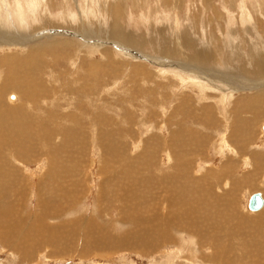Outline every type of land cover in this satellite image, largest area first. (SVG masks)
<instances>
[{"label":"rangeland","instance_id":"rangeland-1","mask_svg":"<svg viewBox=\"0 0 264 264\" xmlns=\"http://www.w3.org/2000/svg\"><path fill=\"white\" fill-rule=\"evenodd\" d=\"M0 1L3 4H9L8 7H11L9 8L10 12L8 11L6 4H4L6 7V14L0 16L4 22L9 20V23L12 24L8 34L12 36L11 38H14L13 40H15V43H20L19 40L24 36V38H22L24 39V45L22 47L19 46V48L17 45V47L1 46L2 49L0 47V56L9 53L27 56L28 48L40 44V41L47 44L65 41V44L69 45L54 48L51 59L47 60L46 70L44 71L43 69L42 71V67H40L41 73L37 76V82L39 87L40 85L43 86L42 89H40L42 91L41 99L30 98L28 100V98H23V96L20 97L21 92H19L20 90L18 89L7 90L3 97L4 106L13 105L16 101H19V103L16 102L14 105L19 104V106L17 105L16 107H23V114L18 112L14 115L15 119L16 117L19 119L17 118L15 120L13 117V119L9 120L7 124H13V127L10 131L2 129L3 131H1L0 134L1 136H4V143H9L12 149L13 142L14 145L18 143L17 149H14L13 152L14 156L15 153L17 155L14 158L11 157L13 156V153L9 152L8 154V152H5L2 147L4 144H0V180L2 181V183L0 181V190L3 191H0V264H228L229 260L236 261L235 263L237 264H264V207L260 211L254 213L249 212L247 209V202L251 195L261 193L264 198V161L255 163L254 159H252L253 161L250 159L251 155L254 156L259 152L264 153V133L261 132L264 124V116H256V118H254L250 113L246 114L244 112H239L241 115V117L240 115L239 117L241 119H247L250 124H241L239 131L237 130L239 134L237 138H234V141L227 136L229 134L227 128L230 127L232 116L238 114L235 112V109L242 105L240 104L242 98H248L251 94H255L259 90H264V74L259 75V79H257L253 77H245L243 71H241L244 70L245 73L249 72L250 67L246 60L250 58V54L254 51L256 44H258V49L257 47L255 48V50H257L256 52H260L264 55V0H181V2L180 0H161V2L160 0H106V2L108 1L111 5L114 2L116 3L115 8L124 20L125 25L123 24V26L126 27V31H134L140 35V38H136L140 44H143L142 41H146L143 48L140 46L141 48L138 47V49H136L137 51H134L132 50L133 48L131 49L130 47H127L125 49L126 52H124V49L118 47V42L109 40V38L107 39L108 35H106V30L105 33H103L104 30L102 29L105 26H101L97 23L96 29L99 27L100 33L102 32L101 35L100 33L99 35L103 38L99 40V38L95 39L91 34L93 33L92 26L95 24H83L82 17L85 14V10L90 11L96 7L101 12V8H103L101 4L102 1L105 2V0H66L68 4L64 3L65 0L64 2L63 0H27L31 3L25 0H17L19 3L15 0H8V2L7 0L5 2L3 0ZM24 2L27 3V6L25 5V7L23 5ZM95 2H99L100 5ZM36 3H39V7ZM89 3L93 6L90 7V9L88 7ZM28 4L30 6L34 4L35 7H29ZM109 4L107 3V5ZM15 5H22L20 8H22L23 12ZM64 5L69 6H67L68 8L66 9ZM78 6L80 7L78 8ZM163 7H165V9H172V12H170V10L165 11ZM108 8L109 7L106 6L105 10L107 11ZM67 10L68 12L72 11V15L69 14ZM89 11L88 14L90 15ZM174 11H177V13ZM22 13H26V15H23ZM19 14L21 15V18L19 17L17 19L15 15ZM31 14L32 17L30 16ZM10 15L13 16L14 19ZM68 15H70L72 19ZM34 16L35 18H33ZM4 17H6L5 19L7 20H5ZM66 17L68 18L66 19ZM101 18L102 15L99 17L100 21ZM241 19L244 24L241 23ZM247 19L249 22H245ZM12 20H14V22ZM104 20H106L105 17ZM18 21L21 22L19 23ZM31 21L32 23H30ZM25 22L28 24L27 26L31 25L25 28ZM174 22L176 30L186 32L181 35L179 34L181 37L182 35L187 34L191 37H195L199 34L200 37L197 35L195 39L200 41L208 37L206 41H200V43L203 42V44L206 45L212 40L207 46L214 49L217 53L214 62L215 65L213 64L211 67L192 65L193 67L199 68L196 76L201 77V81L197 80L198 82L194 83L193 78L195 76H192L193 78L180 79L178 78L180 71L171 69H167L166 71L156 70L155 66L157 65L154 64L156 62L153 60L154 52L150 49L151 45L148 44L149 41H151V37L155 36L150 26L163 25L168 29ZM91 23H94V21L92 20ZM245 23L249 24L245 25ZM61 24L64 26L66 25V27ZM246 26H248V28ZM70 27L74 30V33L71 35L70 33L73 31L68 30ZM81 27H84L86 31L84 34L81 32ZM18 28H20L22 33H20L21 31ZM146 28H148V30ZM240 30L241 32H238ZM88 31H90L89 34H87ZM148 32L149 35H146ZM150 32L152 35L151 37ZM165 32H168L169 34V31ZM55 33L59 38H57L58 36ZM241 33L243 34L241 35ZM235 34L237 35V39ZM61 36L64 37L62 38ZM67 36H69V38H67ZM74 36L76 38L78 37L79 40ZM87 36L90 39H88ZM248 36L249 38H247ZM55 38L56 40H54ZM239 38H242V40ZM250 39L252 42L256 39V42L254 41L252 44H249V42H251ZM48 40H50V42ZM107 40H109L110 43H107ZM213 40H216L218 43L216 42L213 44ZM247 40L249 41L247 42ZM33 41L35 43H32ZM258 41L261 43L259 44ZM104 42L107 44L105 45ZM92 43L100 44V46H94ZM101 43H104V45ZM243 43H245V45ZM115 44H117V46ZM9 47L11 49H9ZM93 47L100 48H98V50ZM139 48L142 50L145 49L146 51L143 50L144 52H142ZM94 49L97 54L94 52ZM113 54L115 56H111ZM116 54L118 56H116ZM140 55L143 56L141 57ZM129 57L133 58L130 63ZM155 57L159 60V57H161V61H164V58H166L159 54L155 55ZM171 62L178 64V62H174L173 60H171ZM227 63L228 66L226 65ZM138 64L145 65L146 70L148 71L146 72L144 69L147 75L143 78L141 74L136 75V73L134 75V72H136L134 69L138 68ZM184 64H178V67L181 66L183 69L188 67ZM158 72H161V74L163 72V75L161 76ZM250 72H252V69H250ZM109 73H112V76L106 77ZM72 79H74V81ZM78 79L81 82H79ZM179 80L183 82H180ZM258 80L260 81L258 82ZM211 82H213V84ZM260 83L262 85H260ZM198 84H201L200 87ZM207 85L209 88L206 87ZM77 89H82L79 97H77ZM229 90H232L233 93ZM48 91L52 92L49 95L50 98L48 96L49 99L46 98ZM71 91H74L75 94ZM224 94L226 97L223 96ZM221 96L224 97V99ZM10 97H14L13 102L8 101L10 100ZM226 98H228V100H226ZM187 99L190 100L188 101ZM26 100L30 101V104L32 103V109H29V107L26 106ZM49 101L50 103L48 104ZM23 104L25 107L22 106ZM76 104H79L81 107V112L78 115L75 113ZM48 106L50 107L48 108ZM207 109L209 110V113L206 112ZM181 115L184 116L182 117ZM45 116H49V118L45 119ZM56 116L59 117L56 118ZM69 117H71V119H69ZM204 117L209 120V124L206 126L198 123L199 120ZM22 120L26 121L23 122ZM215 121H217V124L219 123L222 125L218 126L214 131L212 128L215 127ZM50 122L51 124H49ZM23 126H27V130ZM173 129L177 132H174ZM243 129L245 130L244 134L242 131ZM248 129L251 130V132L248 131ZM13 130H16L15 133H12L14 132ZM19 134L23 136H20ZM57 135L58 138H56ZM247 135L250 137L248 138ZM170 137L172 139H169ZM20 139L22 140L20 141ZM103 139L104 141H102ZM64 140L67 142L65 143ZM172 140L173 142H171ZM157 142L160 144L156 145L158 144ZM179 146L180 149L178 148ZM75 147L79 148L74 150ZM105 149L110 151V153H107ZM28 152L30 154H28ZM78 152L79 154H77ZM239 153H242L243 155H240ZM111 154H116V156H112ZM244 154L246 155L244 156ZM247 155H249V157ZM9 157L12 159H9ZM246 158H249L252 163H249ZM14 160H17L18 162ZM236 161L237 163H235ZM133 162L134 164H132ZM245 162L248 165H244ZM173 164H177L180 170L178 171ZM61 166H66L69 169L73 166L79 167L78 170L80 176L77 180L66 179L59 181L57 171ZM100 169L104 171H101ZM4 172L6 173L5 176H3ZM174 173H179L178 179L180 181L177 179L175 182L167 181L169 177L171 179L173 178ZM57 176L58 178H56ZM113 176L114 181L117 182L112 180ZM216 176H220L221 178L218 180L223 181L214 182ZM11 179H13V181ZM26 179L28 181H26ZM43 179L45 181H43ZM123 179L131 180L134 183L136 182L135 187L132 190L133 192H118L117 188H119ZM206 179L208 181H206ZM257 179L258 181H256ZM110 180L112 183H110ZM192 180L196 182H193ZM105 181L108 182L109 186ZM1 186L6 189H2ZM192 186H194V188ZM224 186L226 188H224ZM109 187L112 188L110 189ZM145 188L146 190L144 191ZM190 188L193 190H190ZM71 190L72 192H70ZM170 191L173 194H171ZM188 191L192 192L188 193ZM196 194L197 197H202L203 195L206 196L202 197V199L197 198V201L194 200L196 199ZM211 194L213 197H211ZM167 196L172 200L174 199V202L172 200L170 202L171 206L169 203H166ZM218 196H222V198L218 199ZM122 198L123 200H121ZM157 200L161 203H158ZM211 201L213 203H211ZM218 201L219 205L215 204ZM199 203H201V210H199L197 205ZM222 204L231 210V218L233 221L227 219V212L226 209L221 206ZM144 205L145 208L159 206V212H161L156 216L159 218H163V216L165 217L164 212L167 207H173V211L171 212L173 214L175 213L174 210H178L177 216L179 219L184 218L181 220L180 224L176 217V220L172 217L174 220L173 227L163 229L159 224V221L155 222V224L151 222V220L155 219L153 218L149 222L150 227L144 229L140 220H130L131 217L140 213V210H142L140 207L144 208ZM201 205H205L206 208ZM116 207L118 209H116ZM217 207L222 211H218L216 209ZM179 212L181 213L179 214ZM240 214L243 215V218H246V220L244 218L245 224L243 227L240 225L239 230L235 229L238 230V232L241 230L238 235L246 236V239L243 240V237L242 240L237 241L233 239V235H231L232 232L229 231H232V227L236 226L237 216ZM31 216L33 218H31ZM259 216L262 218V220L259 221V223H261L260 228L263 227L262 229H259L257 233H255V230L252 232L242 231L245 229V226H253L254 223L250 221L256 220ZM197 220L201 222H198ZM108 221L110 223H108ZM185 221L187 222L185 223ZM215 224L216 226L214 227ZM62 225L66 226L61 228V230L59 229L54 232L55 229ZM177 226L179 228H177ZM53 228L54 230H52ZM160 229H166V232L163 233L162 236L159 233ZM139 232H143L145 236H147L150 240V244H148V239H141L140 236H138ZM229 233L231 234L228 235ZM55 234L57 237H55ZM255 234H257V236ZM169 236L171 240L164 241L158 246L161 238ZM248 238L249 240H247ZM104 240L105 242H103ZM97 241L100 243H96ZM22 242L23 244H21ZM251 243H253V245ZM14 245H16V247H14ZM260 247L262 251L260 250ZM27 250L30 253H28ZM257 251L259 252L257 253ZM256 253L259 257H257ZM257 258L259 260L256 261Z\"/></svg>","mask_w":264,"mask_h":264},{"label":"bare ground","instance_id":"bare-ground-1","mask_svg":"<svg viewBox=\"0 0 264 264\" xmlns=\"http://www.w3.org/2000/svg\"><path fill=\"white\" fill-rule=\"evenodd\" d=\"M4 2L6 1V0H3ZM15 1H17V0H15ZM25 1H27V0H25ZM37 1V0H36ZM99 1H101V0H99ZM167 1H171V0H167ZM183 1V0H182ZM240 1H242V0H240ZM7 2H8V0H7ZM18 2V1H17ZM27 2H29V1H27ZM63 2H64V0H63ZM94 2V1H93ZM160 2H161V0H160ZM177 2H179V1H177ZM180 2H181V0H180ZM19 3V2H18ZM29 3H31V2H29ZM64 3H66V4H68V2H66V0H65V2ZM70 3V2H69ZM95 3H99V2H95ZM107 3L109 4V2L107 1L106 2V0H105V2H103L102 1V4H101V6L103 7V8H101V12H100V10L98 9V8H96L95 6V8H91L92 10H85V14L83 15V17H82V20H83V24H86V23H88V25L90 24V25H92V24H95V25H93L92 26V31H93V33H91L92 34V36L95 38V39H98L99 38V40H101V39H103V38H101L100 37V35H101V33H100V30H99V27H98V29H96V27H97V23L98 24H100L101 26H105V27H103L102 29L104 30H102L103 31V33H105V30H106V35H108V37H107V39L109 38V40H112V41H116V42H118V47H120L121 49H126L127 47H130L132 50H134V51H137L136 49H138V47H142L143 48V46L145 45L144 43H146V41L144 42V41H142L143 42V44H140V42L136 39V38H140L141 36L140 35H138L136 32H134V31H131V32H127L126 31V27L125 26H123V24L125 25V23H124V20L121 18V15L119 14V12L116 10V3L114 2L112 5L111 4H109V5H107ZM111 3H112V1H111ZM184 3V2H183ZM4 4H6V6L8 7V5H7V3H4ZM1 1H0V16L2 15V16H4L3 14H6V7H5V5H4ZM13 4V3H12ZM11 4V5H12ZM21 4H22V2H21ZM27 3H25L24 2V7H25V5H26ZM37 5L39 4V3H36ZM65 4V5H66ZM176 4V3H175ZM178 4V3H177ZM29 5V4H28ZM64 5V6H65ZM76 5V4H75ZM78 5V4H77ZM86 5V4H85ZM99 5H100V3H99ZM13 6V5H12ZM16 7H18L19 9H21V11H22V8H20L21 6H17V5H15ZM27 6V5H26ZM32 7L34 6V4L33 5H31ZM30 5H29V7H31ZM40 6H42V5H40ZM67 6H69V5H67ZM67 6H65L66 7V9L68 8ZM72 6V5H71ZM100 6V7H101ZM106 6H108L109 8L107 9V11L105 10V7ZM163 6V5H162ZM255 6H256V3H255ZM35 7V6H34ZM38 7H39V5H38ZM64 7V8H65ZM80 6H78V8H79ZM89 9H90V7H93V6H91V4L89 3ZM98 7V6H97ZM161 7V6H160ZM173 7V6H172ZM9 8H11V7H8V11H10V9ZM13 8V7H12ZM164 9H165V7H163ZM177 8V7H176ZM175 8V9H176ZM25 9V8H24ZM33 9V8H32ZM36 9V8H35ZM38 9V8H37ZM70 9H72V8H70ZM88 9V8H87ZM159 9V8H158ZM242 9H244V8H242ZM25 10H27V9H25ZM69 10V9H68ZM68 10H67V12H68ZM166 10H170V9H165V11ZM172 10V9H171ZM170 10V12H172ZM240 10H241V8H240ZM15 11V10H14ZM30 11V10H29ZM33 11V10H32ZM88 11H89V13H90V15L88 14ZM11 12V11H10ZM23 12V11H22ZM25 12V11H24ZM64 12V11H63ZM72 11H69L68 13L69 14H71L72 15V13H71ZM175 12V11H174ZM243 12V11H242ZM17 13V12H16ZM16 13H14V14H16ZM36 13V12H35ZM34 13V14H35ZM62 13V12H61ZM175 13H177V11L175 12ZM23 14V13H22ZM25 15H26V13H24ZM23 14V15H24ZM38 14V13H37ZM67 14V13H66ZM66 14H65V16H66ZM245 15H247L246 13H244ZM11 15H13V14H11ZM10 15V16H11ZM102 15V18H101V21L99 20V17ZM28 16V15H27ZM26 16V17H27ZM31 17H32V14L30 15ZM36 16V15H35ZM35 16L33 17V18H35ZM68 16H70V15H68ZM74 16V15H73ZM77 16V15H76ZM123 16V15H122ZM12 18H13V16H11ZM15 17H17V19L20 17L21 18V15L19 14V15H15ZM25 17V18H26ZM31 17H29V18H31ZM104 17H105V19L106 20H104ZM6 17H4V19H5ZM68 17H66V19H67ZM70 18H71V16H70ZM241 18H242V16H241ZM243 18H244V16H243ZM250 18V17H249ZM14 19V18H13ZM72 19V18H71ZM125 19V18H124ZM161 19V18H160ZM5 20H7V19H5ZM34 20V19H33ZM44 20H48V19H44ZM94 21V23H91V21ZM245 20V19H244ZM13 22H14V20H12ZM12 21H11V23H12ZM35 21V20H34ZM33 21V22H34ZM70 21V20H69ZM158 21V20H157ZM10 21L8 20L7 22H4L2 19H1V17H0V47L1 46H15V47H19V46H23L24 45V39H22V38H24V36L23 37H21V40H19L20 41V43H15L14 41L15 40H13L14 38H11L12 36H10L9 34H8V32H9V30H10V28L12 27L11 25L12 24H10L9 23ZM16 22V21H15ZM19 22V21H18ZM21 22V21H20ZM19 22V23H20ZM23 22V21H22ZM27 22V21H26ZM25 22V23H26ZM29 22V21H28ZM73 22H74V20H73ZM76 22V21H75ZM82 22V21H81ZM162 22V21H161ZM160 22V23H161ZM238 22V21H237ZM245 22H249L248 21V19L245 21ZM18 23V25L20 26V24ZM24 23V22H23ZM30 23H32V21L30 22ZM49 23V22H48ZM51 23V22H50ZM64 23V22H63ZM72 23V22H71ZM79 23V22H78ZM232 23V22H231ZM241 23H243L244 24V22H242V19H241ZM241 23H240V25H241ZM44 24V23H43ZM45 24H46V22H45ZM69 24V23H68ZM67 24V25H68ZM162 24V23H161ZM246 24H249V23H245V25ZM14 25H15V23H14ZM28 24L26 23V26H25V28L26 27H29V26H27ZM34 25V24H33ZM62 25V24H61ZM159 25V24H158ZM229 25V24H228ZM238 25V24H237ZM18 26V27H19ZM24 26V25H23ZM62 26H64V25H62ZM70 26H71V24H70ZM73 26V25H72ZM252 26V25H251ZM251 26H249V27H251ZM60 27V26H59ZM59 27H57V28H59ZM64 27H66V25L64 26ZM74 27V26H73ZM72 27V28H73ZM90 27V26H89ZM247 28H248V26H246ZM21 28V27H20ZM20 28H18L19 30H20ZM35 28V27H34ZM37 28H38V26H37ZM50 28H51V25H50ZM104 28H106V29H104ZM150 28H152V31H153V33H154V35L155 36H152L151 35V32H150V37H151V41H149V45H151L150 47V49H152L153 50V52H154V57H153V60L156 62V63H154V64H156L157 66H155L156 67V70H158V71H166L167 69H171V70H175V71H180V73H179V75H178V78H183V79H185V78H193L192 76H195L193 79H194V83H196V82H198L197 80H200L201 81V77H198V76H196V73H198V70H199V68H197V67H193L192 65H196V66H209V67H211V65H215V60H216V55H217V53L214 51V49H212L211 47H209V46H207L208 44H210V42H212V40L211 41H209V43H207V45L206 44H203V42L202 43H200V41H202V40H205L206 41V39L208 38H206V39H202V40H200V41H198L197 39H195L196 37H197V35L200 37V35L199 34H197L194 38L193 37H191L190 35H182V37L180 36L181 34H183V33H186V32H180V31H178V30H176V25H175V22L173 23V25L171 26V27H169L168 29L167 28H165L163 25H160V26H154V25H151L150 26ZM243 28H244V25H243ZM13 29V28H12ZM11 29V30H12ZM17 29V30H18ZM80 29V28H79ZM147 30H148V28H146ZM180 29V28H179ZM229 29V28H228ZM249 29H252V28H249ZM248 29V30H249ZM16 30V31H17ZM23 30H24V28H23ZM26 30H28V29H26ZM51 30V29H50ZM68 30H72L73 32L72 33H70V35L71 34H73L74 33V30L73 29H71V27L70 28H68ZM76 30V29H75ZM89 30V29H88ZM151 30V29H150ZM169 31V34H168V32H165V31ZM181 30V29H180ZM184 30V29H183ZM192 30V29H191ZM236 30V29H235ZM238 30V29H237ZM242 30V29H241ZM241 30L240 31H238V32H241ZM244 30V29H243ZM21 31V30H20ZM36 31V30H35ZM45 31V30H44ZM46 31H48V30H46ZM63 31V30H62ZM190 31V30H189ZM249 31H252V30H249ZM254 31H256V30H254ZM11 32V31H10ZM15 32V31H14ZM25 32V31H24ZM29 32V31H28ZM50 32V31H49ZM81 32L84 34L86 31H85V29H84V27L82 28L81 27ZM80 32V33H81ZM232 32V31H231ZM238 32H237V34H238ZM253 32V31H252ZM18 33V32H17ZM20 33H22V31L20 32ZM27 33V32H26ZM30 33V32H29ZM39 33V32H38ZM42 33V32H41ZM90 33V31H88V33L87 34H89ZM99 33H100V35H99ZM137 35H136V34ZM147 33V32H146ZM152 33V34H153ZM165 33H166V35H165ZM188 33V32H187ZM191 33V32H190ZM189 33V34H190ZM195 33V32H194ZM197 33V32H196ZM243 33H244V31H243ZM243 33H241V35L243 34ZM28 34V33H27ZM33 34V33H32ZM31 34V35H32ZM56 34V33H55ZM168 34V35H167ZM180 34V35H179ZM202 34V33H201ZM204 34V33H203ZM233 34V33H232ZM245 34V33H244ZM247 34V33H246ZM23 35V34H22ZM29 35V34H28ZM45 35H47V34H45ZM57 35V34H56ZM60 35V34H59ZM62 35V34H61ZM65 35H66V33H65ZM97 35V36H96ZM99 35V36H98ZM105 35V34H104ZM103 35V36H104ZM105 35V36H106ZM141 35H145V34H141ZM146 35H149V32H148V34H146ZM195 35V34H194ZM231 35V34H230ZM229 35V36H230ZM236 35V34H235ZM239 35V34H238ZM18 36V35H17ZM16 36V37H17ZM36 36V35H35ZM38 36V35H37ZM42 36V35H41ZM53 36H55V35H53ZM58 36V35H57ZM79 36H80V34H79ZM188 36H190V37H188ZM202 36H204V35H202ZM50 37V36H49ZM62 38L64 37V36H61ZM75 37V36H74ZM88 37V36H87ZM204 37H206V36H204ZM235 37V36H234ZM256 37V36H255ZM34 38V37H33ZM32 38V39H33ZM44 38V37H43ZM45 38H47V37H45ZM57 38H59V36L57 37ZM66 38V37H65ZM67 38H69V36H67ZM70 38H71V36H70ZM76 38V37H75ZM83 38V37H82ZM230 38H232V37H230ZM247 38H249V36L247 37ZM250 38H252V37H250ZM257 38V37H256ZM259 38V37H258ZM20 39V38H19ZM31 39V38H30ZM35 39V38H34ZM74 39V38H73ZM76 39H78L79 40V38L77 37ZM75 39V40H76ZM88 39H90L89 37H88ZM105 39H106V37H105ZM227 39V38H226ZM236 39H237V35H236ZM239 39H241L242 40V38H239ZM18 40V39H17ZM37 40V39H36ZM47 40V39H46ZM45 40V41H46ZM51 40V39H50ZM50 40H48L49 42H50ZM54 40H56V38L54 39ZM109 40H107L108 42L107 43H110L109 42ZM251 40V39H250ZM256 39H254V41H255ZM44 41V42H45ZM88 41V40H87ZM207 41V42H208ZM249 40H247V42H248ZM253 41V42H254ZM37 42V41H36ZM41 43L40 44H37V45H35V46H31L30 48H28V50H27V56H20V55H16V54H12V53H9V54H6V55H3V56H0V134H1V131H3L2 129H6L7 131H10V129L13 127V124H7V122L9 121V120H11V119H13V117H14V115H16L18 112H21L22 113V111H23V107H16L17 105L19 106V104H17V105H14L16 102H18L19 103V101H16L13 105H7V106H4L3 104H4V102H3V97L5 96V92L7 91V90H9V89H18V90H20L19 92H21V94H20V97H22L23 96V98H28V100L30 99V98H37L38 100L39 99H41V93H42V91L40 90V89H42V85H40V87L38 86V78H37V76L38 75H40V73H41V71H40V67H42V71H43V69H44V71L46 70V66H47V60L48 59H51V55H52V52H53V49L54 48H57V47H61V46H64V45H66V46H69L68 44H65L66 42L65 41H62V42H55L54 43V41H53V43L54 44H47V43H43L42 41H40ZM78 42V41H77ZM141 42V43H142ZM217 41L216 40H213V44H215ZM252 42V40H251V42H249V44H252L253 43ZM256 42V41H255ZM259 42V44L261 43L260 41H258ZM264 42V41H263ZM32 43H35L34 41L32 42ZM88 43V42H87ZM105 43V42H104ZM104 43H101L102 45H104ZM107 43H105V45L107 44ZM112 43H114V42H112ZM218 43V42H217ZM229 43V42H228ZM241 43V42H240ZM31 44V43H30ZM89 44V43H88ZM94 46L96 45V46H100V44H94V43H92ZM231 44V43H230ZM237 44V43H236ZM244 45H245V43H243ZM248 44V43H247ZM17 45V46H16ZM27 45V44H26ZM77 45V44H76ZM116 46H117V44H115ZM122 47H121V46ZM147 45V44H146ZM229 45V44H228ZM228 45H226V46H228ZM28 46V45H27ZM78 46V45H77ZM229 46H231V45H229ZM258 46V44H256V46H255V48ZM9 47V49H11ZM80 47V46H79ZM91 47V46H90ZM140 47V48H141ZM251 47V46H250ZM254 47V46H253ZM20 48V47H19ZM25 48H27V47H25ZM88 48V47H87ZM93 48H96V47H93ZM98 48H100V47H97L96 49H98ZM105 48V47H104ZM107 48V47H106ZM139 48V49H140ZM147 48H148V46H147ZM255 48H254V51L250 54V58L248 59V60H246L247 61V64H248V66L250 67V69H252V72H250V69H249V72L248 71H246V72H248V73H245V71L244 70H241V71H243V73H244V76L245 77H253V78H257V79H259V75H261V74H264V55L262 54V53H260V52H256L257 50H255ZM264 48V47H263ZM1 49H2V47H1ZM80 49V48H79ZM115 49V48H114ZM130 49V50H131ZM251 49H252V47H251ZM257 49H258V47H257ZM13 50V49H12ZM15 50V49H14ZM25 50V49H24ZM99 50V49H98ZM109 50V49H108ZM117 50V49H116ZM123 50V51H124ZM140 50H142V49H140ZM143 50H145V49H143ZM142 50V52H144ZM96 50L94 49V52H95ZM103 51H105V50H103ZM146 51V50H145ZM246 51H247V49H246ZM88 52V51H87ZM91 52V51H90ZM108 52V51H107ZM124 52H126V50L124 51ZM123 52V53H124ZM133 52V51H132ZM140 52V51H139ZM93 53V52H92ZM96 53V52H95ZM117 53V52H116ZM135 53V52H134ZM234 53V52H233ZM94 54V53H93ZM97 54V53H96ZM101 54V53H100ZM111 54H112V52H111ZM126 54V53H125ZM125 54H123V55H125ZM136 54V53H135ZM143 54V53H142ZM157 54H159V55H163V56H165L166 58H164V61H161V57H159L160 58V60L159 59H157L156 57H155V55H157ZM236 54V53H235ZM120 55V54H119ZM111 56H115L114 54L113 55H111ZM116 56H118L117 54H116ZM121 56V55H120ZM129 56V55H128ZM128 56H127V58H128ZM133 56H134V54H133ZM141 56V55H140ZM139 56V57H140ZM143 56V55H142ZM141 56V57H142ZM236 56H238V55H236ZM138 57V58H139ZM234 57V56H233ZM112 58V57H111ZM115 58V57H114ZM118 58V57H117ZM130 58V57H129ZM137 58V57H136ZM173 60L174 62H178V64H184V63H186V64H184V65H186V66H188V67H186V68H181V66L180 67H178V64L176 63H173V62H171V60ZM106 59V58H105ZM131 59H133V58H130L129 59V63H130V61H131ZM149 59V58H148ZM115 60V59H114ZM143 60V59H142ZM165 60H167V61H165ZM239 60V59H238ZM237 60V61H238ZM133 61V60H132ZM148 61V60H147ZM236 61V62H237ZM111 62V61H110ZM117 62V61H116ZM139 62V61H138ZM151 62V61H150ZM168 62V63H167ZM232 62H234V61H232ZM244 62V61H243ZM109 63V62H108ZM107 63V64H108ZM120 63H121V61H120ZM123 63V62H122ZM127 63V62H126ZM128 63V64H129ZM134 63V62H133ZM216 63H217V61H216ZM238 63V62H237ZM242 63V62H241ZM106 64V63H105ZM152 64V63H151ZM188 64V65H187ZM219 64V63H218ZM124 65H126V64H124ZM149 65V64H148ZM190 65V66H189ZM227 66H228V63L226 64ZM246 65V64H245ZM120 66V65H119ZM240 66V65H239ZM130 67V66H129ZM213 67H215V66H213ZM204 68V67H203ZM238 68H240V67H238ZM126 69H128V68H126ZM146 70V67H145V65H143V64H138V68H135L134 70L136 71V72H134V75L136 74V75H138V74H141L142 75V78L143 77H145L147 74H146V72H148L147 70H146V72H145V70ZM155 69V68H154ZM202 69V68H201ZM247 69V68H246ZM73 70V69H72ZM168 70V71H169ZM211 70V69H210ZM236 70V69H235ZM175 71H174V73H175ZM185 73H184V72ZM173 72V71H172ZM211 72H213V71H211ZM240 72V71H239ZM62 73V72H61ZM149 73H150V71H149ZM159 73V72H158ZM178 73V72H177ZM191 73H192V75H191ZM210 73V72H209ZM241 73V72H240ZM161 76L163 75V72H162V74H161V72L159 73ZM169 74V73H168ZM194 74V75H193ZM202 74V73H201ZM212 74V73H211ZM242 74V73H241ZM240 74V75H241ZM48 75V74H47ZM53 75V74H52ZM140 75V76H141ZM175 75V74H174ZM110 76H112V73H109V74H107L106 75V77H110ZM47 77H49V76H47ZM64 77V76H63ZM70 77V76H69ZM74 77V76H73ZM177 77V76H176ZM210 77H212V76H210ZM173 78V77H172ZM48 79V78H47ZM51 79V78H50ZM59 79H61V78H59ZM85 79V78H84ZM83 79V80H84ZM147 79V78H146ZM192 79V80H193ZM217 79V78H216ZM73 81H74V79H72ZM137 80H138V78H137ZM136 80V81H137ZM142 80V79H141ZM189 80V79H188ZM213 80V79H212ZM262 80V79H261ZM52 81V80H51ZM78 81H79V79H78ZM139 81V80H138ZM180 81V80H179ZM254 81V80H253ZM255 81H257V80H255ZM260 80H258V82H259ZM79 82H81V81H79ZM87 82V81H86ZM180 82H183V81H180ZM185 82V81H184ZM188 82V81H187ZM206 82V81H205ZM204 82V83H205ZM242 82V81H241ZM250 82V81H249ZM257 82V83H258ZM77 83V82H76ZM202 83V82H201ZM212 84H213V82H211ZM216 83V82H215ZM252 83V82H251ZM256 83V84H257ZM264 83V82H263ZM71 84V83H70ZM89 84V83H88ZM219 84V83H218ZM253 84V83H252ZM251 84V85H252ZM85 85V84H84ZM170 85V84H169ZM192 85H193V83H192ZM199 85V87H200V85L201 84H198ZM220 85V84H219ZM260 85H262L261 83H260ZM53 86H55V85H53ZM64 86V85H63ZM79 86H81V85H79ZM221 86V85H220ZM239 86V85H238ZM198 87V86H197ZM205 87V86H204ZM206 87H208V85L206 86ZM216 87V86H215ZM256 87V86H255ZM56 88V87H55ZM58 88V87H57ZM89 88V87H88ZM109 88V87H108ZM209 88V87H208ZM229 88V87H228ZM241 88V87H240ZM254 88V87H253ZM59 89V88H58ZM154 89V88H153ZM218 89V88H217ZM252 89V88H251ZM259 89V88H258ZM65 90V89H64ZM68 90V89H67ZM76 90V89H75ZM82 90V89H81ZM81 90L80 89H77V97H79L80 96V93H81ZM200 90H201V88H200ZM220 90V89H219ZM219 90H218V92H219ZM230 91V90H229ZM69 92V91H68ZM72 93H74L75 94V92L74 91H71ZM223 92V91H222ZM230 92H232L233 93V91L231 90ZM229 92V93H230ZM18 93V92H17ZM52 92L51 91H48V94H47V97L46 98H48V96L51 94ZM71 93V94H72ZM153 93V92H152ZM223 94V93H222ZM56 95V94H55ZM229 95V94H228ZM233 95V94H232ZM9 96V95H8ZM69 96H71V95H69ZM223 96H225V94L223 95ZM234 96V95H233ZM66 97V96H65ZM188 97V96H187ZM186 97V98H187ZM222 97V96H221ZM226 97V96H225ZM229 97V96H228ZM49 98H50V96H49ZM48 98V99H49ZM53 98V97H52ZM57 98V97H56ZM61 98V97H60ZM59 98V99H60ZM67 98V97H66ZM70 98V97H69ZM185 98V99H186ZM223 99H224V97H222ZM9 99V98H8ZM184 99V98H183ZM13 100H14V97H10V100H8V101H12L13 102ZM17 100V99H16ZM71 100V99H70ZM188 101L190 100V99H187ZM192 100V99H191ZM226 100H228V98H226ZM6 101V100H5ZM27 101V100H26ZM45 101H46V99H45ZM57 101V100H56ZM157 101V100H156ZM184 101V100H183ZM21 102V101H20ZM32 102H34V101H32ZM47 102V101H46ZM51 102L53 103V101L51 100ZM58 102H59V100H58ZM57 102V103H58ZM163 102V101H162ZM186 102V101H185ZM37 103V102H36ZM42 103V102H41ZM50 103V101L48 102V104ZM52 103H51V105H52ZM158 103V102H157ZM43 104V103H42ZM41 104V105H42ZM180 104V103H179ZM190 104V103H189ZM240 104H242V105H240V106H238L236 109H235V112H237L238 114H236V115H233L232 116V118H231V122H230V127L229 128H227V130H229V134L227 135L231 140H233L234 141V138H237V136H238V134H239V128H240V126H241V124L242 125H245V124H250V123H248V120L247 119H241L240 117H241V115L239 114V112H244V113H250L252 116H254V118H256V116L257 117H261V116H264V90H259V91H257L255 94H251V96H248V98H242V101H241V103ZM21 105V104H20ZM36 105V104H35ZM237 105V104H236ZM259 105V106H258ZM22 106H24V104L22 105ZM26 106L27 107H29V109H32V103L30 104V101H27V104H26ZM31 106V107H30ZM53 106V105H52ZM182 106V105H181ZM187 106V105H186ZM185 106V107H186ZM25 107V106H24ZM43 107V106H42ZM50 106H48V108H49ZM58 107V106H57ZM60 107V106H59ZM63 107V106H62ZM65 107V106H64ZM180 107V106H179ZM188 107V106H187ZM208 107V106H207ZM206 107V108H207ZM34 108V107H33ZM44 108V107H43ZM52 108V107H51ZM194 108V107H193ZM209 108V107H208ZM185 109H187V108H185ZM185 109H184V111H185ZM27 110V109H26ZM191 110V109H190ZM57 111H58V109H57ZM59 111H61V110H59ZM75 113H77V115L81 112V107H80V105L79 104H76L75 105ZM178 111H179V109H178ZM197 111V110H196ZM35 112V111H34ZM38 112V111H37ZM74 112V111H73ZM206 112H208L209 113V110L207 109L206 110ZM60 113V112H59ZM195 113V112H194ZM211 113H212V111H211ZM23 114V113H22ZM36 114H38V113H36ZM53 114H54V112H53ZM71 114H73V113H71ZM87 114V113H86ZM172 114V113H171ZM174 114V113H173ZM185 114H187V113H185ZM235 114V113H234ZM245 114V115H246ZM48 115V114H47ZM50 115V114H49ZM177 115H178V113H177ZM193 115V114H192ZM208 115V114H207ZM239 115H240V117H239ZM62 116V115H61ZM67 116H68V114H67ZM125 116V115H124ZM182 116V115H181ZM184 116V115H183ZM182 116V117H183ZM19 117H20V115H19ZM59 117V116H58ZM57 116H56V118H58ZM63 117V116H62ZM172 117V116H171ZM191 117V116H190ZM208 117V116H207ZM18 117H16V119H17ZM27 118V117H26ZM48 119L49 118V116L48 117H46L45 116V119ZM50 118H51V116H50ZM56 118H54V119H56ZM75 118V117H74ZM77 118V117H76ZM127 118V117H126ZM185 118V117H184ZM188 118V117H187ZM14 119H15V117H14ZM15 119V120H16ZM19 119V118H18ZM61 119H63V118H61ZM69 119H71V117H69ZM14 120V121H15ZM73 120V119H72ZM76 120V119H75ZM79 120V119H78ZM77 120V121H78ZM166 120V119H165ZM168 120V119H167ZM188 120V119H187ZM192 120H193V118H192ZM23 121V120H22ZM26 121V120H25ZM25 121H23V122H25ZM28 121V120H27ZM67 121V120H66ZM17 122H18V120H17ZM181 122V121H180ZM179 122V123H180ZM55 123V122H54ZM73 123V122H72ZM76 123V122H75ZM79 123V122H78ZM81 123V122H80ZM168 123H170V122H168ZM187 123H189V122H187ZM198 123H200L201 125H203V126H206V125H208L209 124V120L208 119H206L205 117L203 118V119H201V120H199V122ZM23 124V123H22ZM26 124V123H25ZM24 124V125H25ZM47 124V123H46ZM49 124H51V122L49 123ZM192 124V123H191ZM17 125V124H16ZM27 125V124H26ZM108 125V124H107ZM162 125V124H161ZM187 125H189V124H187ZM215 127H213L212 128V130H216V128H218V126H221L222 124H217V121H215ZM225 125V124H224ZM264 125V124H263ZM18 126V125H17ZM28 126V125H27ZM27 126L25 127V126H23V127H25L26 128V130H27ZM31 126V125H30ZM48 126V125H47ZM125 126H127V125H125ZM182 126H184V125H182ZM253 126V125H252ZM189 127V126H188ZM187 127V128H188ZM36 128H38V127H36ZM207 128V127H206ZM208 128H209V126H208ZM15 129V128H14ZM52 129H54V128H52ZM56 129V128H55ZM64 129V128H63ZM70 129H72V128H70ZM104 129V128H103ZM186 129V128H185ZM17 130V129H16ZM15 130V131H16ZM29 130V129H28ZM61 130V129H60ZM128 130V129H127ZM174 130V129H173ZM184 130V129H183ZM209 130V129H208ZM224 130V129H223ZM238 130V131H237ZM14 131V130H13ZM15 131L14 132H12V133H15ZM34 131V130H33ZM49 131V130H48ZM50 131H52V130H50ZM55 131V130H54ZM85 131V130H84ZM170 131H172V130H170ZM176 130H174V132H175ZM241 131V130H240ZM243 131V134H244V132H245V130L243 129L242 130ZM248 131H250L251 132V130H249L248 129ZM42 132V131H41ZM75 132V131H74ZM177 132V131H176ZM262 133H264L263 132V126H262V131H261ZM19 133V132H18ZM22 133V132H21ZM40 133V132H39ZM57 133V132H56ZM188 133V132H187ZM214 133H216V132H214ZM3 134H4V132H3ZM16 134H17V132H16ZM43 134V133H42ZM51 134H53V133H51ZM105 134V133H104ZM108 134V133H107ZM179 134V133H178ZM249 134V133H248ZM20 136H23V135H21V134H19ZM39 135V134H38ZM44 135V134H43ZM126 135V134H125ZM176 135V134H175ZM187 135V134H186ZM195 135V134H194ZM205 135V134H204ZM241 135V134H240ZM251 135V134H250ZM262 135V134H261ZM17 136H18V134H17ZM127 136V135H126ZM170 136V135H169ZM173 136V135H172ZM243 136V135H242ZM263 136H264V134H263ZM46 137V136H45ZM175 137V136H174ZM247 137H248V135H247ZM250 137V136H249ZM248 137V138H249ZM21 138V137H20ZM48 138V137H47ZM54 138V137H53ZM56 138H58V135H57V137ZM81 138V137H80ZM128 138V137H127ZM153 138H154V136H153ZM182 138H184V137H182ZM186 138V137H185ZM199 138V137H198ZM30 139V138H29ZM33 139V138H32ZM63 139V138H62ZM111 139V138H110ZM169 139H172L171 137L169 138ZM245 139V138H244ZM243 139V140H244ZM254 139V138H253ZM22 139H20V141H21ZM28 140V139H27ZM59 140H61V139H59ZM109 140V139H108ZM155 140V139H154ZM153 140V141H154ZM156 140H158V139H156ZM185 140V139H184ZM4 136H1L0 135V144H4V146H2L3 147V149L5 150V152H8V154H9V152H11V153H13L14 152V149H17V147H18V143L16 144V145H14V142H13V149H12V147H11V145L9 144V143H4ZM11 141V140H10ZM24 141V140H23ZM29 141V140H28ZM27 141V142H28ZM83 141V140H82ZM102 141H104V139L102 140ZM102 141H100V142H102ZM110 141V140H109ZM112 141V140H111ZM115 141H117V140H115ZM114 141V142H115ZM177 141V140H176ZM183 141V140H182ZM181 141V142H182ZM209 141V140H208ZM225 141V140H224ZM249 141H251V140H249ZM253 141V140H252ZM60 142V141H59ZM64 142H65V140H64ZM64 142H63V144H64ZM67 142V141H66ZM65 142V143H66ZM118 142V141H117ZM116 142V143H117ZM159 142V141H158ZM157 142V143H158ZM171 142H173V140L171 141ZM185 142V141H184ZM189 142V141H188ZM26 143V142H25ZM108 143V142H107ZM160 143H161V141H160ZM160 143H158V144H156V145H159ZM249 143V142H248ZM40 144H42V143H40ZM68 144V143H67ZM71 144V143H70ZM75 144V143H74ZM109 144V143H108ZM107 144V145H108ZM186 144V143H185ZM250 144V143H249ZM27 145V144H26ZM65 145V144H64ZM184 145V144H183ZM20 146H22V145H20ZM25 146V145H24ZM23 146V147H24ZM29 146V145H28ZM70 146V145H69ZM94 146V145H93ZM92 146V147H93ZM118 146L120 147V145L118 144ZM117 146V147H118ZM154 146H155V144H154ZM167 146H169V145H167ZM171 146H172V144H171ZM176 146H177V144H176ZM175 146V147H176ZM250 146V145H249ZM26 147V146H25ZM63 147V146H62ZM143 147V146H142ZM159 147V146H158ZM184 147V146H183ZM190 147V146H189ZM188 147V148H189ZM234 147V146H233ZM244 147V146H243ZM1 148V147H0ZM58 148V147H57ZM61 148V147H60ZM77 148H79V147H77ZM76 147L74 148V150L75 149H77ZM94 148V147H93ZM105 148V147H104ZM168 148V147H167ZM177 148V147H176ZM179 149H180V146L178 147ZM246 148V147H245ZM249 148V147H248ZM22 149V148H21ZM20 149V150H21ZM50 149V148H49ZM72 149V148H71ZM71 149H70V152H71ZM81 149V148H80ZM121 149V148H120ZM172 149V148H171ZM170 149V150H171ZM174 149V148H173ZM25 150V149H24ZM43 150V149H42ZM48 150V149H47ZM59 150V149H58ZM66 150V149H65ZM100 150V149H99ZM103 150V149H102ZM106 150V152L107 153H110V151H108L107 149H105ZM126 150V149H125ZM159 150V149H158ZM17 151V150H16ZM19 151V150H18ZM61 151H63V150H61ZM67 151V150H66ZM78 151V150H77ZM81 151V150H80ZM104 151V150H103ZM115 151V150H114ZM119 151H121V150H119ZM224 151V150H223ZM244 151V150H243ZM52 152V151H51ZM50 152V153H51ZM59 152V151H58ZM65 152V151H64ZM68 152V151H67ZM236 152V151H235ZM2 153V152H1ZM18 153V152H17ZM21 153V152H20ZM19 153V154H20ZM49 153V154H50ZM55 153V152H54ZM113 153V152H112ZM116 153H117V151H116ZM28 154H30L29 152H28ZM59 154V153H58ZM63 154V153H62ZM77 154H79V152L77 153ZM235 154V153H234ZM233 154V155H234ZM238 154V153H237ZM240 154V153H239ZM242 154V153H241ZM240 154V155H241ZM254 154H255V152H254ZM27 155V154H26ZM57 155V154H56ZM71 155V154H70ZM112 156H116V154H111ZM125 155V154H124ZM183 155V154H182ZM243 155V154H242ZM246 154H244V156H245ZM256 155V156H255ZM254 156L253 155H251V160L252 159H254L255 160V163H259V162H261V161H264V153H261V152H259V153H257V154H255ZM17 155H16V153H15V156H14V153H13V156H11L12 158H14V157H16ZM23 156V155H22ZM54 156V155H53ZM63 156V155H62ZM66 156H68V155H66ZM65 156V157H66ZM107 156V155H106ZM121 156V155H120ZM248 157H249V155H247ZM11 157H9V159L11 158ZM39 157V156H38ZM122 157H123V155H122ZM228 157V156H227ZM239 157V156H238ZM11 158V159H12ZM70 158V157H69ZM176 158V157H175ZM232 158V157H231ZM237 158V157H236ZM243 158V157H242ZM8 159V158H7ZM21 159H23V158H21ZM55 159H56V157H55ZM54 159V160H55ZM71 159V158H70ZM127 159V158H126ZM147 159V158H146ZM244 159V158H243ZM247 159V161L249 162V163H252L251 162V160L249 159V158H246ZM249 159V160H248ZM38 160H39V158H38ZM66 160H67V158H66ZM109 160V159H108ZM119 160V159H118ZM192 160V159H191ZM231 160H233V159H231ZM14 161H16V162H18L17 160H14ZM13 161V162H14ZM111 161V160H110ZM115 161V160H114ZM122 161H123V159H122ZM131 161V160H130ZM235 161V160H234ZM246 161V160H245ZM253 161V160H252ZM22 162V161H21ZM119 162V161H118ZM129 162V161H128ZM231 162V161H230ZM244 162V161H243ZM9 163V162H8ZM113 163V162H112ZM123 163V162H122ZM131 163V162H130ZM179 163V162H178ZM235 163H237V161L235 162ZM1 164V163H0ZM39 164V163H38ZM132 164H134V162L132 163ZM4 165V164H3ZM106 165V164H105ZM104 165V166H105ZM128 165V164H127ZM244 165H248V164H246V162L244 163ZM10 166V165H9ZM114 166V165H113ZM117 166V165H116ZM140 166V165H139ZM173 166L179 171L180 170V168H179V166L177 165V164H173ZM249 166H250V164H249ZM1 167V166H0ZM3 167V166H2ZM106 167V166H105ZM108 167V166H107ZM134 167V166H133ZM173 167V168H174ZM224 167V166H223ZM246 167V166H245ZM248 167V166H247ZM251 167V166H250ZM7 168V167H6ZM25 168V167H24ZM48 168V167H47ZM46 168V169H47ZM78 168L79 167H77V166H73L71 169H69V168H67L66 166H61V167H59V169H58V175H59V181H63V180H66V179H75V180H77L78 179V177L80 176V172H79V170H78ZM123 168H124V166H123ZM128 168V167H127ZM172 168V169H173ZM7 169H9V168H7ZM135 169H136V167H135ZM140 169V168H139ZM181 169H182V167H181ZM11 170V169H10ZM26 170V169H25ZM49 170H50V168H49ZM101 170V169H100ZM110 170V169H109ZM187 170V169H186ZM212 170V169H211ZM2 171H4V170H2ZM84 171V170H83ZM101 171H104V170H101ZM131 171V170H130ZM136 171H138V170H136ZM143 171V170H142ZM177 171V172H178ZM220 171V170H219ZM219 171H217V172H219ZM257 171V170H256ZM119 172V171H118ZM175 172V171H174ZM182 172V171H181ZM181 172H180V174H181ZM208 172V171H207ZM18 173V172H17ZM50 173V172H49ZM100 173V172H99ZM109 173H111V172H109ZM139 173V172H138ZM256 173H259V172H256ZM2 174V173H1ZM5 172H4V175L3 176H5ZM48 174V173H47ZM113 174V173H112ZM111 174V175H112ZM115 174V173H114ZM213 174V173H212ZM10 175V174H9ZM20 175V174H19ZM26 175V174H25ZM51 175V174H50ZM101 175V174H100ZM117 175V174H116ZM179 175V173H174L173 174V178L171 179L170 177L168 178V180L167 181H170V182H172V181H174L175 182V180L177 179V180H179L178 179V176ZM30 176V175H29ZM169 176V175H168ZM185 176V175H184ZM257 176V175H256ZM6 177H7V175H6ZM9 177V176H8ZM40 177V176H39ZM45 177V176H44ZM47 177V176H46ZM102 177V176H101ZM108 177V176H107ZM110 177V176H109ZM132 177V176H131ZM143 177V176H142ZM182 177V176H181ZM21 178V177H20ZM56 178H58V176L56 177ZM81 178V177H80ZM105 178H106V176H105ZM221 177L220 176H216L215 177V180H214V182H222L223 180H218V179H220ZM1 179V178H0ZM7 179V178H6ZM9 179H10V177H9ZM17 179V178H16ZM19 179V178H18ZM28 179V178H27ZM26 179V181H28ZM35 179V178H34ZM82 179V178H81ZM80 179V180H81ZM213 179V178H212ZM12 181H13V179H11ZM23 180V179H22ZM33 180V179H32ZM106 180V179H105ZM113 181H114V176H113V179H112ZM133 180V179H132ZM147 180V179H146ZM185 180V179H184ZM196 180V179H195ZM200 180V179H199ZM198 180V181H199ZM1 181V180H0ZM11 181V182H12ZM16 181V180H15ZM39 181V180H38ZM43 181H45L44 179H43ZM83 181V180H82ZM111 181V180H110ZM145 181V180H144ZM147 181H149V180H147ZM180 181V180H179ZM178 181V182H179ZM193 181V180H192ZM206 181H208L207 179H206ZM211 181V180H210ZM256 181H258V179L256 180ZM5 182V181H4ZM8 182H10V181H8ZM21 182H24V181H21ZM72 182H74V181H72ZM71 182V183H72ZM86 182V181H85ZM106 182V181H105ZM114 182H117V181H114ZM126 182V183H125ZM193 182H196V181H193ZM204 182V181H203ZM202 182V183H203ZM1 183H2V181H1ZM17 183V182H16ZM19 183V182H18ZM39 183V182H38ZM101 183H104V182H101ZM107 183V185H108V182H106ZM105 183V184H106ZM110 183H112V181L110 182ZM136 183V182H135ZM135 183L133 182V181H131V180H127V179H123L122 180V182H121V184L119 185V188H117V190H118V192H124V193H130V192H133L132 190H133V188L135 187ZM156 183V182H155ZM182 183H184V182H182ZM4 184V183H3ZM7 184V183H6ZM81 184V183H80ZM116 184V183H115ZM174 184V183H173ZM185 184V183H184ZM10 185V184H9ZM113 185H114V183H113ZM155 185V184H154ZM175 185V184H174ZM179 185V184H178ZM206 185V184H205ZM212 185V184H211ZM225 185V184H224ZM226 185H227V183H226ZM109 186V185H108ZM115 186V185H114ZM165 186H166V184H165ZM209 186V185H208ZM235 186V185H234ZM2 187V186H1ZM162 187H163V184H162ZM182 187V186H181ZM187 187V186H186ZM193 188H194V186H192ZM228 187V186H227ZM238 187V186H237ZM110 188V187H109ZM112 188V187H111ZM110 188V189H111ZM174 188V187H173ZM204 188V187H203ZM224 188H226L225 186H224ZM1 189V188H0ZM2 189H6V188H4V187H2ZM114 189H115V187H114ZM153 189V188H152ZM164 189V188H163ZM184 189V188H183ZM195 189H196V187H195ZM214 189V188H213ZM102 190V189H101ZM105 190V189H104ZM116 190V191H117ZM146 190V188L144 189V191ZM172 190V189H171ZM190 190H193L192 188H190ZM219 190V189H218ZM1 191V190H0ZM10 191H11V189H10ZM161 191V190H160ZM163 191V190H162ZM164 191H165V189H164ZM173 191V190H172ZM174 191H176V190H174ZM1 192H3V191H1ZM70 192H72V190L70 191ZM101 192V191H100ZM111 192V191H110ZM158 192H159V190H158ZM176 192H178V191H176ZM184 192V191H183ZM189 192H192V191H188V193ZM205 192V191H204ZM151 193H155V192H151ZM164 193V192H163ZM166 193V192H165ZM169 193V192H168ZM170 193L171 194H173L171 191H170ZM178 193H180V192H178ZM185 193V192H184ZM187 193V192H186ZM212 193V192H211ZM236 193V192H235ZM4 194V193H3ZM114 194V193H113ZM162 194V193H161ZM200 194H201V192H200ZM205 194V193H204ZM256 194V193H255ZM6 195V194H5ZM101 195H103V194H101ZM141 195V194H140ZM149 195V194H148ZM153 195V194H152ZM151 195V196H152ZM182 195V194H181ZM185 195V194H184ZM260 195H261V193H260ZM165 196V195H164ZM204 196H206V195H203L202 197H204ZM209 196V195H208ZM252 196V195H251ZM250 196V197H251ZM14 197V196H13ZM68 197V196H67ZM123 197V196H122ZM142 197V196H141ZM140 197V198H141ZM161 197V196H160ZM179 197V196H178ZM196 199H194V200H197V198L198 199H202V197H197V194H196ZM210 197V196H209ZM211 197H213V195L211 194ZM249 197V198H250ZM2 198V197H1ZM99 198V197H98ZM181 198V197H180ZM206 198V197H205ZM218 199H221L222 198V196H218L217 197ZM216 198V199H217ZM228 198V197H227ZM61 199V198H60ZM138 199V198H137ZM141 199H143V198H141ZM147 199V198H146ZM146 199H144V200H146ZM151 199V198H150ZM161 199V198H160ZM208 199V198H207ZM261 199H262V201H263V204H262V206L258 209V210H256V211H251V210H249L248 209V202H247V209H248V211L249 212H258V211H260L263 207H264V199H263V197H262V195H261ZM59 200V199H58ZM121 200H123V198L121 199ZM126 200V199H125ZM171 200L172 199H170L168 196H167V199H166V203H169L170 204V202H171ZM185 200H187V199H185ZM191 200V199H190ZM226 200V199H225ZM229 200V199H228ZM114 201V200H113ZM119 201V200H118ZM134 201V200H133ZM146 201H148V200H146ZM173 202H174V199L172 200ZM198 201V200H197ZM205 201V200H204ZM248 201H249V199H248ZM120 202V201H119ZM118 202V203H119ZM132 202V201H131ZM143 202V201H142ZM157 202H158V200H157ZM160 202V201H159ZM158 202V203H159ZM191 202V201H190ZM194 202V201H193ZM201 202V201H200ZM237 202V201H236ZM51 203H52V201H51ZM50 203V204H51ZM60 203V202H59ZM146 203V202H145ZM161 203V202H160ZM196 203V202H195ZM205 203H206V201H205ZM211 203H213L212 201H211ZM120 204V203H119ZM127 204V203H126ZM139 204H142V203H139ZM185 204V203H184ZM188 204V203H187ZM190 204V203H189ZM194 204V203H193ZM200 204L201 203H199V204H197L198 205V208H199V210H201L200 209ZM204 204V203H203ZM215 204H217V205H219V201L217 202V203H215ZM225 204V203H224ZM123 205V204H122ZM134 205V204H133ZM164 205V204H163ZM168 205V204H167ZM213 205V204H212ZM211 205V206H212ZM226 205H227V203H226ZM64 206V205H63ZM131 206V205H130ZM136 206V205H135ZM170 206H171V204H170ZM183 206V205H182ZM194 206V205H193ZM202 207L204 206L205 208H206V206L205 205H201ZM221 206H223L225 209H226V212H227V219L229 220V221H233V219L231 218V210L229 209V208H227L226 206H224L223 204L221 205ZM144 208H142V207H140V209H142V210H140V213L138 214V215H136V216H133V217H131L130 218V220H136V219H138V220H140L141 221V224L144 226V229L145 228H147V227H150V220L151 219H153V218H155L154 220H151V222L152 223H154L155 224V222H158L159 221V224L161 225V227H162V229L163 228H168V227H173V224H174V220L172 219V217H174V219H175V217H176V219H177V221H179V223L181 222V220H183V218L182 219H179L178 218V216H177V212H178V210L177 211H175L174 210V214L173 213H171L172 211H173V207H167V209L165 210V217L163 216V218H159V217H156L157 215H159L160 214V212H159V206H153V207H151V208H145V205L143 206ZM190 207V206H189ZM195 207V206H194ZM230 207V206H229ZM57 208V207H56ZM64 208V207H63ZM166 208V207H165ZM177 208V207H176ZM179 208V207H178ZM188 208V207H187ZM186 208V209H187ZM54 209V208H53ZM65 209V208H64ZM95 209H97V208H95ZM116 209H118L117 207H116ZM132 209V208H131ZM138 209V208H137ZM175 209V208H174ZM191 209V208H190ZM210 209V208H209ZM218 211H222L221 209H219V207H217L216 208ZM122 210V209H121ZM182 210V209H181ZM194 210V209H193ZM236 210H237V208H236ZM235 210V211H236ZM54 211H55V209H54ZM104 211V210H103ZM128 211V210H127ZM133 211V210H132ZM139 211V210H138ZM180 211V210H179ZM186 211V210H185ZM196 211V210H195ZM111 212V211H110ZM117 212V211H116ZM187 212V211H186ZM200 212V211H199ZM203 212V211H202ZM212 212V211H211ZM213 212H214V210H213ZM138 213V212H137ZM181 212H179V214H180ZM201 213V212H200ZM219 213V212H218ZM63 214V213H62ZM120 214V213H119ZM136 214V213H135ZM134 214V215H135ZM183 214V213H182ZM185 214V213H184ZM190 214H192V213H190ZM195 214V213H194ZM208 214V213H207ZM96 215V214H95ZM196 215V214H195ZM2 216V215H1ZM58 216V215H57ZM62 216V215H61ZM128 216V215H127ZM181 216V215H180ZM193 216V215H192ZM204 216V215H203ZM202 216V217H203ZM234 216V215H233ZM105 217V216H104ZM124 217V216H123ZM198 217H200V216H198ZM205 217V216H204ZM5 218V217H4ZM31 218H33L32 216H31ZM189 218H190V216H189ZM206 218H207V216H206ZM214 218V217H213ZM245 218V217H244ZM244 218H243V215H238L237 216V224H236V226H234V227H232L233 229H232V231H229V232H232V234L231 233H229L228 235H233V239H235V240H237V241H240V240H242L243 239V237H244V239L243 240H245L246 239V236H239L238 234H240V232H241V230L238 232V230H239V226L240 225H242V227H243V225L245 224V221H244ZM2 219V218H1ZM105 219H107V218H105ZM122 219V218H121ZM125 219V218H124ZM129 219V218H128ZM175 219V220H176ZM188 219V218H187ZM192 219V218H191ZM208 219V218H207ZM123 220V219H122ZM189 220V219H188ZM199 220V219H198ZM197 220V221H198ZM201 220V219H200ZM245 220H246V218H245ZM262 220V218L259 216V217H257L256 218V220H251L250 222H252V223H254V227L252 226V225H249V226H245V229L244 230H242L243 232H247V231H249V232H252L253 230H255V233H257V231L259 230V229H262V228H260L261 227V223H259V221H261ZM34 221V220H33ZM84 221V220H83ZM105 221H107V220H105ZM119 221V220H118ZM121 221V220H120ZM194 221V220H193ZM214 221V220H213ZM8 222V221H7ZM82 222V221H81ZM101 222V221H100ZM103 222H104V220H103ZM102 222V223H103ZM122 222V221H121ZM176 222V221H175ZM187 221H185V223H186ZM189 222V221H188ZM198 222H201V221H198ZM212 222V221H211ZM210 222V223H211ZM1 223H3V222H1ZM41 223V222H40ZM39 223V224H40ZM64 223V222H63ZM67 223V222H66ZM85 223H86V221H85ZM97 223V222H96ZM107 223V222H106ZM108 223H110L109 221H108ZM137 223V222H136ZM178 223V224H179ZM183 223V222H182ZM190 223V222H189ZM209 223V222H208ZM90 224V223H89ZM120 224V223H119ZM126 224H127V222H126ZM181 224V223H180ZM2 225V224H1ZM11 225V224H10ZM9 225V226H10ZM86 225V224H85ZM103 225H104V223H103ZM159 225V226H160ZM200 225V224H199ZM263 225H264V222H263ZM3 226V225H2ZM8 226V227H9ZM28 226H29V224H28ZM37 226V225H36ZM66 225H62L61 227H58L57 229H55L54 230V228L52 229V230H54V232H56V231H58L59 229L61 230V228H63V227H65ZM76 226V225H75ZM111 226V225H110ZM127 226V225H126ZM180 226V225H179ZM184 226V225H183ZM205 226V225H204ZM216 226V224L214 225V227ZM11 227V226H10ZM49 227V226H48ZM105 227V226H104ZM112 227V226H111ZM114 227V226H113ZM125 227V226H124ZM129 227V226H128ZM151 227H152V225H151ZM157 227V226H156ZM200 227V226H199ZM226 227H228V226H226ZM238 227V228H237ZM5 228V227H4ZM137 228V227H136ZM177 228H179L178 226H177ZM197 228V227H196ZM204 228V227H203ZM208 228V227H207ZM238 229V230H236V229ZM48 229H50V228H48ZM123 229V228H122ZM138 229V228H137ZM187 229V228H186ZM218 229H219V227H218ZM220 229H221V227H220ZM6 230V229H5ZM166 230V229H165ZM165 230H161L160 229V231H159V233L161 234V236H162V234L163 233H165L166 231ZM184 230V229H183ZM193 230V229H192ZM191 230V231H192ZM7 231V230H6ZM24 231H25V229H24ZM87 231V230H86ZM188 231V230H187ZM218 231V230H217ZM225 231V230H224ZM226 231H228V230H226ZM37 232V231H36ZM131 232V231H130ZM222 232V231H221ZM40 233V232H39ZM90 233V232H89ZM92 233V232H91ZM167 233H168V231H167ZM171 233V232H170ZM59 234V233H58ZM139 235L138 236H140V238L141 239H148L147 238V236H145V234L143 233V232H139L138 233ZM185 234V233H184ZM197 234V233H196ZM195 234V235H196ZM204 234V233H203ZM249 234V233H248ZM247 234V235H248ZM38 235V234H37ZM40 235V234H39ZM87 235V234H86ZM126 235H127V233H126ZM166 235V234H165ZM197 235H199V234H197ZM256 236H257V234H255ZM24 236V235H23ZM22 236V237H23ZM91 236V235H90ZM95 236V235H94ZM164 236V235H163ZM171 236V235H170ZM170 236L169 237H164V238H161L160 240H159V243H158V246L162 243V242H164V241H169V240H171V238H170ZM174 236V235H173ZM180 236V235H179ZM38 237V236H37ZM55 237H57L56 236V234H55ZM68 237V236H67ZM95 237H97V236H95ZM136 237V236H135ZM155 237V236H154ZM192 237V236H191ZM206 237H207V235H206ZM209 237V236H208ZM223 237V236H222ZM254 237V236H253ZM252 237V238H253ZM1 238V237H0ZM7 238V237H6ZM24 238V237H23ZM26 238V237H25ZM157 238V237H156ZM179 238V237H178ZM224 238V237H223ZM232 238V237H231ZM261 238V237H260ZM259 238V239H260ZM132 239V238H131ZM218 239V238H217ZM227 239H228V236H227ZM25 240V239H24ZM89 240V239H88ZM94 240V239H93ZM105 240H106V238H105ZM105 240L103 241V242H105ZM149 240V239H148ZM199 240V239H198ZM219 240V239H218ZM226 240V239H225ZM247 240H249V238L247 239ZM263 240V239H262ZM20 241V240H19ZM111 241H112V239H111ZM208 241V240H207ZM258 241V240H257ZM25 242V241H24ZM86 242V241H85ZM91 242V241H90ZM251 242V241H250ZM262 242V241H261ZM3 243V242H2ZM96 243H100L99 241H97ZM142 243V242H141ZM229 243V242H228ZM247 243H249V242H247ZM256 243V242H255ZM260 243V242H259ZM21 244H23V242L21 243ZM27 244V243H26ZM88 244V243H87ZM106 244V243H105ZM148 244H150V240H149V243ZM214 244V243H213ZM234 244V243H233ZM252 245H253V243H251ZM258 244V243H257ZM262 244H263V242H262ZM10 245V244H9ZM8 245V246H9ZM19 245V244H18ZM97 245V244H96ZM107 245V244H106ZM198 245H200V244H198ZM250 245V244H249ZM255 245V244H254ZM258 245H260V244H258ZM264 245V244H263ZM263 245H261V246H263ZM12 246V245H11ZM26 246V245H25ZM24 246V247H25ZM109 246H110V244H109ZM228 246V245H227ZM245 246V245H244ZM248 246V245H247ZM257 246V245H256ZM14 247H16V245H14ZM23 247V246H22ZM97 247H98V245H97ZM26 248V247H25ZM30 248V247H29ZM32 248H33V246H32ZM41 248V247H40ZM43 248V247H42ZM226 248V247H225ZM246 248V247H245ZM250 248V247H249ZM252 248V247H251ZM253 248H255V247H253ZM263 248V247H262ZM18 249H19V247H18ZM23 249V248H22ZM28 249V248H27ZM219 249V248H218ZM259 249V248H258ZM17 250V249H16ZM21 250V249H20ZM251 250V249H250ZM249 250V251H250ZM260 250H261V247H260ZM259 250V251H260ZM264 250V249H263ZM220 251V250H219ZM247 251H248V249H247ZM246 251V252H247ZM252 251V250H251ZM256 251V250H255ZM259 251H257V253L259 252ZM262 251V250H261ZM19 252V251H18ZM23 252H24V250H23ZM27 252H28V250H27ZM28 253H30V252H28ZM249 253V252H248ZM256 253V255H257V257H259V255ZM20 254V253H19ZM100 254V253H99ZM220 254V253H219ZM260 254V253H259ZM264 254V253H263ZM253 255V254H252ZM32 256V255H31ZM225 256V255H224ZM246 256V255H245ZM248 256V255H247ZM249 257V256H248ZM252 257V256H251ZM261 257H262V254H261ZM264 258V257H263ZM235 260V259H234ZM243 260V259H242ZM257 260H259L258 258L256 259V261ZM262 260V259H261ZM225 261V260H224ZM255 261V260H254ZM255 261V262H256ZM236 261H233V260H229V263L228 264H233V263H235ZM243 263V262H242ZM257 263H259V262H257ZM235 264H237V263H235ZM239 264V263H238ZM256 264V263H255Z\"/></svg>","mask_w":264,"mask_h":264},{"label":"water","instance_id":"water-1","mask_svg":"<svg viewBox=\"0 0 264 264\" xmlns=\"http://www.w3.org/2000/svg\"><path fill=\"white\" fill-rule=\"evenodd\" d=\"M263 132H264V125H263ZM263 204L261 199V195L259 193L253 194L248 201V209L251 211L258 210Z\"/></svg>","mask_w":264,"mask_h":264},{"label":"crops","instance_id":"crops-1","mask_svg":"<svg viewBox=\"0 0 264 264\" xmlns=\"http://www.w3.org/2000/svg\"><path fill=\"white\" fill-rule=\"evenodd\" d=\"M264 199V198H263Z\"/></svg>","mask_w":264,"mask_h":264}]
</instances>
